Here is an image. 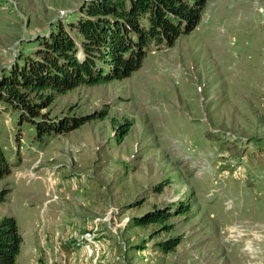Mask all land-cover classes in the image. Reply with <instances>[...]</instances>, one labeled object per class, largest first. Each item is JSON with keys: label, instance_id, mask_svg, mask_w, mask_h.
I'll return each mask as SVG.
<instances>
[{"label": "rangeland", "instance_id": "374dc122", "mask_svg": "<svg viewBox=\"0 0 264 264\" xmlns=\"http://www.w3.org/2000/svg\"><path fill=\"white\" fill-rule=\"evenodd\" d=\"M87 1L0 0V78ZM48 112L104 116L38 140L16 111L0 113L11 166L0 219L23 239L14 264H264V0H207L196 28L130 77L79 86Z\"/></svg>", "mask_w": 264, "mask_h": 264}, {"label": "trees", "instance_id": "16d2710c", "mask_svg": "<svg viewBox=\"0 0 264 264\" xmlns=\"http://www.w3.org/2000/svg\"><path fill=\"white\" fill-rule=\"evenodd\" d=\"M206 3L207 0L84 2L74 19L57 22L46 35L37 36L32 53L22 55L0 78V113L3 109L16 111L19 122L29 123L38 140L67 134L103 118L102 112L51 118L48 110L56 97L79 86L130 77L152 49L169 48L181 35L192 32L201 21ZM10 172L0 147V180ZM8 192L0 191V203ZM183 211L182 205L154 210L136 217L133 223L136 227L163 224ZM22 242L16 220L2 217L0 264H14ZM96 243L100 246L99 241ZM176 244L177 240L172 239L161 247L168 252ZM39 263L44 264L42 259Z\"/></svg>", "mask_w": 264, "mask_h": 264}, {"label": "built area", "instance_id": "2783aa9c", "mask_svg": "<svg viewBox=\"0 0 264 264\" xmlns=\"http://www.w3.org/2000/svg\"><path fill=\"white\" fill-rule=\"evenodd\" d=\"M86 240L90 241V242H88L89 244H86V249H88V255L97 254V252L100 248L99 244L94 242L95 240H93V238H89V235L86 238Z\"/></svg>", "mask_w": 264, "mask_h": 264}, {"label": "crops", "instance_id": "0c3cea01", "mask_svg": "<svg viewBox=\"0 0 264 264\" xmlns=\"http://www.w3.org/2000/svg\"><path fill=\"white\" fill-rule=\"evenodd\" d=\"M89 238H93V235L91 236V235H89ZM86 240V239H85ZM93 240H94V238H93ZM96 240V239H95ZM87 241V240H86ZM88 242H90V241H87V243ZM86 248V247H85ZM100 249L101 248H99V250H98V252H97V254H94L95 256H97V258L99 257V255H100ZM101 253H104V251H101ZM91 255H93V254H91ZM92 263H93V260H92ZM96 264H97V259H96Z\"/></svg>", "mask_w": 264, "mask_h": 264}]
</instances>
